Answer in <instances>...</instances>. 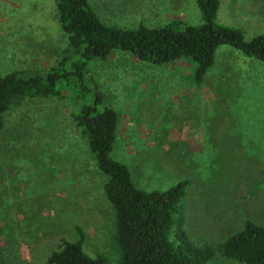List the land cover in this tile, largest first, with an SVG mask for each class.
<instances>
[{"label": "rangeland", "instance_id": "rangeland-1", "mask_svg": "<svg viewBox=\"0 0 264 264\" xmlns=\"http://www.w3.org/2000/svg\"><path fill=\"white\" fill-rule=\"evenodd\" d=\"M108 26L132 30L179 21L198 26L194 0H86ZM216 22L264 33V0H219ZM67 37L53 0H0V76L46 74ZM71 56L63 67L70 72ZM188 60L167 65L115 51L91 62L82 98L72 78L57 83L62 98H25L4 114L0 131V264H44L62 241L83 234L82 250L118 264L114 215L97 168L72 115L74 101L120 117L111 157L134 187L164 192L187 181L179 204L181 230L194 246L216 245L245 221L264 226V63L220 46L200 84ZM65 73V74H66ZM209 264H240L216 256Z\"/></svg>", "mask_w": 264, "mask_h": 264}, {"label": "trees", "instance_id": "trees-1", "mask_svg": "<svg viewBox=\"0 0 264 264\" xmlns=\"http://www.w3.org/2000/svg\"><path fill=\"white\" fill-rule=\"evenodd\" d=\"M53 2L67 46L46 74L11 72L0 76V131L12 104L25 98H62L57 83L70 77L78 89L77 96L83 99L89 93L84 87L88 64L105 62L115 51L130 52L140 61L158 66L188 60L195 67V84H200L212 67L220 46L264 63V33L246 41L241 30L218 24L219 0H194L202 18L198 26L172 21L154 28L140 24L132 30L105 25L86 0ZM71 56L77 59L66 73L63 67ZM85 101L92 104L73 102L78 109L72 117L86 137L97 168L106 176L103 192L114 215L113 247L118 264H209L216 256L240 264H264V226L251 221H245L239 232L216 245L194 246L181 230L184 219L179 212L187 181L164 192L135 188L128 168L111 157L119 114L111 108L98 112L99 95ZM77 233L76 241H62L44 264H109L104 256H87L82 250L83 234L80 230Z\"/></svg>", "mask_w": 264, "mask_h": 264}]
</instances>
